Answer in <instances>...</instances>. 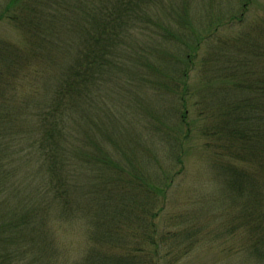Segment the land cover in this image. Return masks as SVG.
I'll use <instances>...</instances> for the list:
<instances>
[{
  "label": "trees",
  "instance_id": "obj_1",
  "mask_svg": "<svg viewBox=\"0 0 264 264\" xmlns=\"http://www.w3.org/2000/svg\"><path fill=\"white\" fill-rule=\"evenodd\" d=\"M235 1L194 29L193 1L6 2L0 22L22 38L0 39V264H179L200 240H220L224 264H264V18L235 52L218 47L220 64H199L197 124L188 109L202 44L253 0ZM134 99L151 122L124 132ZM198 136L233 213L219 226L166 217ZM68 226L87 233L73 262Z\"/></svg>",
  "mask_w": 264,
  "mask_h": 264
},
{
  "label": "rangeland",
  "instance_id": "obj_2",
  "mask_svg": "<svg viewBox=\"0 0 264 264\" xmlns=\"http://www.w3.org/2000/svg\"><path fill=\"white\" fill-rule=\"evenodd\" d=\"M7 1L8 0H0V11H2ZM177 1L180 8L183 9L181 4H183L184 0ZM186 1H193L189 16L192 17V23H190L193 25L194 29L204 26L210 19V16L215 17L214 15L218 14V10L225 11L228 8L230 0ZM231 1L232 4L236 2L235 0ZM262 18H264V0H253L246 14V20L242 25L237 24L233 26L232 24V27H222L218 30L215 38H213L214 42L206 41L202 44L196 61L197 64L193 65V67L196 66V69L193 71L192 80L190 81L192 83L191 92L194 97L193 100L189 101L188 109L190 121L195 124L199 122L197 109L201 107L197 104V102L200 101L198 92L207 84V79L202 77V75L205 76L204 69L201 73L200 67L202 65L199 64H220L216 63L215 58L218 54L221 57L224 51L219 53L217 51L218 47L223 46L224 50L229 49L235 52L236 49L233 45L237 43L236 46H238L242 41V37L239 36L240 33L244 34L249 24H255L257 20ZM21 38L22 33L19 30L6 22H0V39L14 45L18 44ZM237 39L240 40V42H237ZM144 96H148L147 99L149 103L147 106L150 109L149 111L158 110V100L154 98V91L148 89ZM136 100H132L130 102L132 104L130 105L125 100L124 104L121 106L122 113L123 110H128V112H125L126 116H124V113L122 114L123 125L120 126V129L124 132L133 131L131 128H136L138 131L142 132L148 123L150 124L151 122V117L147 118L146 114L144 116L139 115V107L138 104L135 103ZM134 115L136 118H133ZM199 138L200 136L195 137L192 147H189L190 153L185 159L186 169H184V173L175 178L172 189L168 191L169 201L167 207L168 214L166 217L178 218V220L185 219V225L189 223L194 226H219L220 223L224 221L223 219L225 217L226 220L233 213H230L231 211L229 210L226 216L223 215L224 208L228 206L229 202L220 204V202H216V199H214L222 197L221 185L218 179L212 175L213 169L209 166L211 162L208 154L204 152L202 155H199V151L202 149V140L200 139V141H197ZM234 212H238V210L235 209ZM176 224L177 221H175V219L169 221V226H175ZM59 240L62 243L61 245H64L62 249L64 251L61 254L62 259H69L73 262L81 257L85 249L87 233L83 226H68V228L64 227L59 231ZM218 241L220 240H213L208 243L205 242V240H200L198 242V247L194 248L179 264H224L222 263L223 260L227 259L223 257L225 253L221 250V241ZM231 243L235 244V241H229L227 244L230 245Z\"/></svg>",
  "mask_w": 264,
  "mask_h": 264
}]
</instances>
